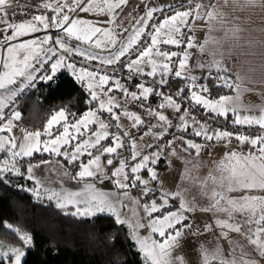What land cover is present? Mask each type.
Wrapping results in <instances>:
<instances>
[{
	"label": "snow or ice",
	"instance_id": "snow-or-ice-1",
	"mask_svg": "<svg viewBox=\"0 0 264 264\" xmlns=\"http://www.w3.org/2000/svg\"><path fill=\"white\" fill-rule=\"evenodd\" d=\"M13 3L14 0H0V25L4 26L0 29V49L5 53L3 58H0V68L3 69L0 72V133H11L14 121L21 119V113L16 110H12L9 115L5 114L9 103L27 88L34 86L37 79L45 83L52 82L62 69H66L74 77V82L87 89L89 97L87 103L98 107L89 108L75 122L69 121L71 112L61 107L47 120L43 133L25 132L23 142L19 145L15 137L0 136V152H5L8 156V159L0 163V181L7 183L8 175L35 181L37 186L27 190L39 201L40 181L35 180L33 169L50 161L42 160L35 165L29 163L25 171H21L22 161L18 158L32 157L36 153L54 154L63 157L65 163L74 164L79 168L72 179L84 181L87 178H95L103 182L104 178H108L121 192L113 194L110 198L108 193L99 191L94 184L88 183L83 192L51 191L47 199L54 200L55 207L66 216L85 220L107 213L114 217L116 225H126L144 264H185L184 257L174 256L173 252L181 246L180 240L186 231L192 235L197 234L192 233L191 222L186 215L197 210L212 213L216 217L214 225L220 230L219 237L229 245L227 255L218 243L211 251L202 244L198 245L201 264H256L255 260L249 258L248 250L238 241L231 239L229 233L239 234L252 246L255 253L264 258V103L241 104V94L249 91L243 87L246 77L236 75L233 78L231 70L227 67L233 56L239 61L241 56L255 55L252 51L254 48L264 47V28L246 27L250 16L244 18L239 15L253 8H259L260 12L264 13V0H179V7L172 4L154 6L148 4L147 0H140L143 15L129 14L128 22L133 25L131 33L123 24L118 25L124 33H129L120 40H117L118 34L106 26L108 23H115V20L104 21V26H96L87 19H73L68 13L76 16H79L80 12L97 11L114 14L115 10L127 5L129 0H103V7L99 5L98 0H71V4L56 0L55 7L50 2H44L37 6L45 10L50 9L55 15H32L30 20L19 24L10 23L7 18L8 9L13 8ZM15 7L23 10L20 4H16ZM154 13H160L161 19L149 23L154 21ZM260 19L264 21V15H261ZM197 20H203L208 25V35L199 45L194 36L189 35L193 30L191 25ZM42 29L62 30L64 35L55 39L52 35H45L42 38L12 43ZM254 32L261 35L254 36ZM65 37L87 44L89 48L82 50L79 46L70 47ZM142 38H146L148 43L138 47ZM161 45L170 47L165 51ZM171 47L180 48V51H173ZM193 47H198L201 54L212 57L207 66L209 69L212 67L216 69V76L214 80L209 76L210 82L207 84L189 74L188 49ZM92 49L108 50L109 55L99 56ZM133 52L136 58L129 59L125 65L122 58L131 56ZM73 55L83 57L86 61L99 60L102 65L111 66L119 63L132 75L142 74L141 65L146 64L151 68L146 75L156 77L159 74L160 78L154 79L152 86L137 82L133 87L138 89V93L129 92L120 80L113 79L106 73L100 74L99 71L89 70L87 67H77L76 63L70 60ZM155 57H159L162 62H158ZM196 67L204 68L205 63L200 62ZM170 75L188 83H184L183 87L177 84L173 94L163 95L157 89L172 86L168 78ZM110 82L114 87L106 88ZM248 82L254 83L250 80ZM215 87L227 88L234 91L235 95L218 94L217 98H209ZM114 90L121 91L133 101L140 102L141 107L147 108L149 116L162 122L161 127L165 128V135L167 128L175 126L168 116L144 103L151 96L162 97L163 103L158 107L172 108L176 114L181 113L182 105L173 99V96L194 102L208 113L203 124L193 118V123L199 125V130H195L194 135L201 137L205 145L191 139L179 138L184 146L183 151L189 158L179 156L176 149L172 148L174 141H168L167 144V147L172 148L169 155L181 159L185 165L180 179L189 182L187 187L178 184L175 192L165 190L159 195V201L153 198L150 203L141 204L139 199L131 200L127 192L129 187L143 185L142 194L146 196L153 191L149 187L150 181L162 183L150 165L158 162L165 149H161V145L157 144L155 149L160 150L154 149L150 154H143L142 151L136 150L134 140L130 144L126 143L129 132L122 130L120 117L114 111L122 105L114 96L109 95ZM241 110L248 113L258 110L259 115H241ZM105 113L108 114V122L101 118ZM123 115L132 121V128H139L144 124L141 117L135 113L124 111ZM188 115L187 111H184L183 115H178L182 131L188 130L189 126L185 119ZM217 118H223L225 122L231 123L233 129L216 127L209 132L210 122ZM111 121L116 122L115 128L118 131L109 132ZM54 126H60L62 132L53 139L42 140V135L53 136ZM152 127L155 125L149 122V132L142 133L141 138L145 134L151 135ZM240 128L258 130L241 132ZM155 139L159 140L162 137L156 136ZM232 139L242 146L239 151L227 147L223 158L213 162L206 176L193 175L194 172L198 173L201 167H206L198 157L207 143L216 141L228 146ZM70 144L71 148L68 147ZM244 145H247V148H244ZM126 147L132 149L131 160L135 163L129 165L127 158H120L114 163V158L122 156L121 150ZM148 147L152 145L149 144ZM17 148L18 151L15 150ZM85 154L89 157L87 162L78 163ZM102 157L105 158L103 162ZM129 167L130 174L125 171ZM145 170L148 179H143L139 175ZM192 187H197L199 196L207 199V206L198 207L196 197L189 198ZM120 196L142 209L148 217L147 224L136 222L139 217L137 208H129ZM69 206H72L71 211L67 210ZM121 208L128 211L122 215ZM162 210L164 212L162 216L153 215L161 213ZM0 227L7 228L16 237L14 242L0 239V264H25L28 249L34 247L33 236L13 228L10 223L0 222ZM144 227L150 229L147 236L139 234V229ZM212 229L213 224H205V232ZM153 234L158 238H153ZM92 235L95 236V233ZM110 239L114 241L116 237Z\"/></svg>",
	"mask_w": 264,
	"mask_h": 264
},
{
	"label": "trees",
	"instance_id": "trees-1",
	"mask_svg": "<svg viewBox=\"0 0 264 264\" xmlns=\"http://www.w3.org/2000/svg\"><path fill=\"white\" fill-rule=\"evenodd\" d=\"M50 30L59 33L57 29ZM177 84L183 87L184 81L172 82L171 88L176 89ZM231 92L227 88L215 87L209 98ZM88 99L84 86L74 82L67 72L60 71L52 82L35 81L34 86L27 88L14 101L17 102L15 110L21 113L19 122L30 131L41 132L47 126V120L61 107L68 109L71 112L69 117L73 118L94 107L87 103ZM18 159L22 161L21 171L29 163L48 159H58L67 165L62 157L47 153ZM163 162L158 161L156 166L162 167ZM69 169L74 176L76 173ZM146 173L145 170L140 175ZM7 181H0V222L10 223L33 236L34 247L28 249L25 264H144L128 229L116 225L112 216L96 215L85 220L66 216L48 199L38 201L27 190L34 188L30 180L8 175ZM110 237L116 239L113 241ZM0 239L14 242L16 237L7 228L0 227Z\"/></svg>",
	"mask_w": 264,
	"mask_h": 264
},
{
	"label": "crops",
	"instance_id": "crops-1",
	"mask_svg": "<svg viewBox=\"0 0 264 264\" xmlns=\"http://www.w3.org/2000/svg\"><path fill=\"white\" fill-rule=\"evenodd\" d=\"M168 1H178V0H147L148 4L154 5V6L161 4V2L165 3ZM44 2H50L53 4V7H55L56 0H14L13 4H20L21 6H30V7L43 9L42 7H38L37 5H42V3H44ZM135 2H140V0H129V3L127 5L123 6L122 9L115 10L114 14H109L107 12L100 13L98 11L97 12H89V13L80 12L79 16H76L75 14H73L71 12H69L68 14L73 19H76V18L87 19L96 26H104V21L115 20V23H108L106 26L109 29L113 30L115 33H117L118 34L117 40H120L122 37H125L129 33L132 32V31H130L132 24L128 22L129 14H131L133 16H135L137 14L143 15V12H141L143 5H141V4L137 5ZM61 3L71 4V0H61ZM98 3L101 7L104 6L103 0H98ZM49 11H50V15H55V13L52 12L50 9H49ZM66 11H67V9H66ZM239 15H241L244 18H247L250 16V20H249L248 24L246 25V27H248V28H264V21H261V19H260V16L264 15V13H261L259 8L250 9L249 11L239 13ZM21 22H24V21L23 20H16L14 22V24H19ZM120 24H123L125 27H127L129 29V33H124L122 31V28L118 26ZM137 27H139V26H137ZM192 29L193 30L191 32V35L194 36L197 45L203 43L205 40V37L208 35L207 23L203 20H197V21H195V23L192 24ZM58 31H59V33H55L52 30L45 31L42 29L38 33L29 35V36L21 38V39H17V40H15V42H12V43H16V42L21 43V42H23L24 39L42 38L45 35H52L53 39H55L57 36L64 35L63 32H60L61 30H58ZM253 35L254 36H260L261 34L259 32H254ZM65 39H66V43L70 47L79 46L82 50L89 48V45L83 44L82 42H78L75 39H68L66 37H65ZM71 41H74V43L71 44ZM92 51L95 52L96 54H98L99 56H108L109 55L108 50L92 49ZM188 51L190 53L189 62H188V70H189L190 75L195 76V77H199V75L203 71H216V69L214 67L209 69V67L207 66L208 62L212 59V57L210 55L201 54L198 47H193L191 49H188ZM252 51L255 52V55L241 56L239 58V61H237V58L235 56H233V58L227 64V67L231 70V73L233 74V78H235L236 75L246 77V81H245L243 87L249 89V91H245L241 94L240 103L243 105H258V104L264 103V47L258 46L256 48H254ZM81 58H83V57H81ZM155 59L158 62H162L159 57H155ZM217 59H219V57H217ZM97 62L100 63L99 60ZM200 62L205 63L204 68L196 67V65ZM141 67L143 68V72H148L151 70L150 66H148L146 64L141 65ZM60 71H65L70 76H72L66 69H62ZM157 78H160L159 74L157 75ZM248 80L254 81V83L248 82ZM184 83H188V81H184ZM230 95H235V92L232 91ZM128 98H130V97H127V99ZM102 99H106V98L102 97ZM115 100L121 105L124 103V100L116 99V98H115ZM126 104L131 106L130 101L127 102ZM126 104H124V105H126ZM124 105H122L121 110L120 109H114V110L118 111L117 113L119 114V117H120V120L122 123L130 124L131 121L128 120V118L123 115L124 111H127V108H128ZM96 106H98V105H94V107H96ZM171 109L172 108H159L156 111L160 112L161 114L168 116L169 113L171 112ZM240 114L241 115H246V114L259 115V112H258V110H254L251 113H248V112H244L243 110H241ZM82 115H83V113L74 119L75 120L79 119L82 117ZM136 115H139L141 117L142 121H144V122L146 121V117L144 115H142V114H136ZM231 117H232V114L230 113V119H231ZM155 122H156L157 126H160L162 124V122H159L158 119H156V118H155ZM43 131H41V133H43ZM25 132H33V131L22 132L19 126H16L13 124V128H12L11 133H5V134L0 133V136L9 135V136L15 137L16 142L19 145L20 143L23 142V135ZM61 132H62V130L59 131V133H61ZM55 136H53L51 139L55 138ZM41 139L44 140L42 136H41ZM68 147L71 148V144ZM227 147H231L232 149L239 151L242 146H240L237 141L234 144L231 143L228 146H225V144L219 142L218 144H215L210 148L209 153H211V155H214L215 157H220V160H221L223 158L225 151L227 150ZM243 147L247 148V145H244ZM172 148L183 150V148H181V147H172ZM172 148L167 147V144H166L161 149H172ZM15 150L18 151L19 148L15 149ZM157 150H160V149H157ZM209 153H207V154L202 153L201 155L210 156ZM47 154H50V153H47ZM51 155H54V154H51ZM48 161H50V163L40 164V167H34V169H33V175L35 177V180L40 181L41 199L42 198L47 199V196L51 194V191L83 192L85 185L88 183L94 184V186L97 190L108 193L110 198L113 197V194H119L121 192V190L116 189L114 187L112 181L108 178H104L103 182H101L100 179H95V178H87L84 181H77L75 179H72L73 174L71 173V170L68 168V165H65L62 161H60L58 159H48ZM158 161H164L162 164V167H168V162L165 161L162 157H160V159ZM157 163L154 166H156ZM36 164H38V163H36ZM208 166H209V168H211L213 165H207V167ZM24 171H25V169H24ZM160 172H161V167H160V170L157 172V174H159ZM204 173L207 174L208 170L205 169ZM141 177L143 179L145 177H146L145 179H148V174L147 173L145 175L141 174ZM30 181L34 184V188H35L37 186L35 184V181H33V180H30ZM149 184L151 185V181ZM153 185H154L153 187L159 191V189L156 187V181H154ZM44 189H47L48 191H44ZM127 192L129 194V197L131 198V200H133V201L137 200V198L134 194H132L128 190H127ZM159 193L161 194L162 192L159 191ZM120 199L124 203L128 204L129 208H132V207L137 208V212L139 213V217L137 218L136 222L147 224V221L144 218V215H143L144 213H143L142 209H140L136 205L130 203V201L128 199L124 198L123 196H120ZM51 202H53L55 204L54 200ZM68 209L72 210V206H69ZM120 211L123 215L125 212L128 211V209L121 208ZM187 214L189 215V221L191 222L192 233H197V230H200V227L202 226V224H206L207 221L210 224H213V228H215L214 219L216 217H214L212 213L206 214L207 219H205V218L203 219L201 217L200 213H198L197 211L187 213ZM98 215H109V214L104 213V214H98ZM129 215H130V213H129ZM125 227L128 229V227L126 225H125ZM128 232H129V229H128ZM149 232H150V229L147 227L139 229V234L141 236H147L149 234ZM129 236H130V234H129ZM195 238H196V235H192V234L188 233L184 238H181L180 245L183 246L185 243H190ZM133 243H134V241H133Z\"/></svg>",
	"mask_w": 264,
	"mask_h": 264
},
{
	"label": "built area",
	"instance_id": "built-area-1",
	"mask_svg": "<svg viewBox=\"0 0 264 264\" xmlns=\"http://www.w3.org/2000/svg\"><path fill=\"white\" fill-rule=\"evenodd\" d=\"M161 4L164 5H168V4H172L176 7H179V0L178 1H168V2H161ZM16 4H13V8L8 9V19L10 23H14L16 20H30L32 15H44L46 14V10L45 9H39V8H35V7H30V6H22L23 10H21V8H16L15 7ZM160 5V4H158ZM154 21H150L149 23H153L156 20L161 19V14L160 13H154ZM192 26V25H191ZM4 26L0 25V29H2ZM189 35H191V33H189ZM148 43V40L146 38H142V42L138 47H143L144 44ZM170 46H165V45H161L162 50H168ZM171 50L173 51H180V48L177 47H171ZM136 58V54L133 52L131 54V56H126L124 58H122L124 64L126 65L129 59H135ZM70 60L72 62H75L77 67H87L89 70H96L99 71L100 74H108L110 77H112L113 79H118L120 80V83L129 90V92L131 91H137L138 93V89L134 88L133 85H135L137 82L139 83H144L145 86H152L153 85V80L156 79L158 80L159 78L156 77H148L146 75L147 72H143L142 74H135L132 75L129 73L128 69L126 67H122L121 64L117 63L115 65H102L101 63L96 61H86L85 59L79 57V56H75L73 55ZM211 77L212 80L215 79L216 76V71H203L201 72V74L199 75L198 78H200V80H203L204 83H209V78ZM170 83H174L176 82L177 78H175L174 76L170 75L169 77ZM39 80V79H37ZM199 82V81H198ZM107 87H114V85L110 84ZM157 91H160L163 95H170L173 94L176 89H172L171 87H167V86H162L161 88L157 89ZM88 94V92H87ZM109 95L114 96L116 99H121L124 100V104H126L127 102H131V106L130 105H124L127 108L128 112L131 113H135V114H142L146 117V121L144 122L143 125H141L139 128H132V121L130 122V124H124L121 122V120H119V123L121 124L122 130L124 131H128L129 132V137L126 140L127 144H130L132 142V140L135 141L136 144V150L137 151H142L143 154H150L154 149H155V145L160 144L161 148L168 144V141H174L172 147H181L183 148L184 146L181 144V140L179 139L180 137H183L184 139H191L194 142L200 143L202 145H205V141L201 138V137H197L194 135V131L195 130H199V125L193 123V118L197 119L200 121L201 124L205 123L206 118L208 116V113L196 106L194 104V102H189L186 99H182V98H178L176 96H173V99L177 100L178 103H180L182 105V111L179 114L175 113L174 109H171V112L169 113L168 117L172 123V125H174L175 127H169L167 128V134L165 135V128L156 125L155 122V117H151L148 115V109L145 107H141L140 102L138 101H133L131 98H128V96H125L121 91H117L114 90L112 93H109ZM186 95V93H185ZM106 98V97H104ZM146 105H150L151 109L153 110H157L159 109L158 105L160 103H163V99L162 97H156V96H151L149 98L148 101L144 102ZM98 107V106H96ZM121 110V108H119ZM12 110H15V104L13 102L9 103V107L7 109H5V114L9 115L11 113ZM117 115H119L116 111ZM184 111H187L189 113V115L185 118L186 122L188 124V130L187 131H182L181 129V121L178 119V115H183ZM107 116L108 114L105 113L101 118L102 119H106L107 121ZM69 121L70 122H75V119L73 117H69ZM149 122H151V125H155V127L151 128V135H143V137L141 138L142 133H148L149 132ZM115 121H111V127L109 128V132H116L118 131L115 128ZM14 125L19 126L21 131H30L25 125H23L22 123H20L19 121H14ZM93 127H97L95 125H93ZM216 127H221V128H226V129H233V126L231 125V123L225 122L223 118H217V119H213L210 122L208 131L211 132L214 128ZM62 128L60 126H54L52 129L53 132V136L57 135L59 133V131H61ZM241 132H256L258 129L256 128H252V129H247V128H240L239 129ZM44 132V131H43ZM53 136L49 137V136H44L42 135L44 140H49L51 139ZM156 136H161L162 139H155ZM236 140L232 139L231 143H235ZM75 143V142H74ZM105 143H107V141H105ZM219 142L213 141L211 143H207L205 147H203L201 153H209L210 148L215 145L218 144ZM151 144L152 147H148V145ZM157 150V149H155ZM94 151V150H93ZM122 151V156H118L114 158V163L120 159V158H127L128 164L132 165L135 162L131 160V151L132 149L130 147H126L125 149L121 150ZM89 159V157L85 154L84 156L81 157L80 161L78 163H85L87 162V160ZM105 158L102 157V161H104ZM139 159V158H138ZM69 168H71L75 173H77L79 171V168L74 165V164H67ZM118 166V164H117ZM152 168L158 172L160 170L159 167L157 166H152ZM125 171L127 173L130 174V167L126 168ZM140 175V173H139ZM143 185H138L135 188L129 187V189H127L129 192H131L132 194H134L136 196L137 199L140 200L141 204L143 203H150L151 199L155 198L159 201V191L156 190L153 185L149 184V187L151 189H153L152 192L148 193V195H143L142 194V189H143ZM171 204V202H170ZM175 210V209H173ZM164 214L163 210L161 213H154L153 215H160L162 216ZM144 215L145 220L148 222V217ZM186 215H188L186 213ZM189 217V215H188ZM189 221H185V223H188ZM187 235V231L184 234V237ZM182 237V238H184ZM153 238H158L156 236V234H153Z\"/></svg>",
	"mask_w": 264,
	"mask_h": 264
},
{
	"label": "rangeland",
	"instance_id": "rangeland-1",
	"mask_svg": "<svg viewBox=\"0 0 264 264\" xmlns=\"http://www.w3.org/2000/svg\"><path fill=\"white\" fill-rule=\"evenodd\" d=\"M135 3L137 5H140V2H135ZM44 15H50V12H46V14ZM130 31H133V25L131 26ZM60 32L63 31L61 30ZM16 43H20V42H16ZM4 55H5L4 50L0 49V58H3ZM2 71L3 69L0 68V72ZM19 82L20 81H18V83ZM12 102L16 106L17 102L14 100ZM171 150L172 149H165L161 155V157L168 162V167H161V172L157 174L158 180L162 182V183L156 182V187L159 189L160 192H163L165 190L169 192H175L177 190L178 184H180L182 187H187L189 183L188 181H181L180 177L184 170L185 165L181 159H177L176 157L169 155ZM176 151L178 152L180 157L185 159L189 158L188 154L185 153L183 150L176 149ZM201 154L202 153H200L198 159L202 161L206 165V167H201L198 173L194 172L193 175H199L200 177H204L207 175L204 173V170L205 169L209 170V166L207 167V165H213V162L219 161L220 157H215L214 155L203 156ZM4 159H8L7 153L0 152V163H2ZM152 166L154 165H151V167ZM192 196L196 197V202L198 207L207 206V199L201 198L199 196L197 187H192L191 192L189 193V198H191ZM197 212L200 213L203 219L204 218L207 219L206 214L208 212H202L199 210H197ZM206 224H210V223L207 221ZM204 227L205 224H202L200 230H197L196 238L192 242L185 243L183 246L176 248L173 252V255L183 256L185 259V264H201L200 256L198 254V245L202 244L205 248L211 251L217 243L222 247L224 254L227 255L229 251V245L227 241L219 237L220 230L215 227L212 229V231L205 232ZM13 228L18 229V227H13ZM229 236L231 239L238 241L243 247H245L248 250L249 258L255 260L256 264H264V258H261L257 253L254 252L252 246L247 244L246 239H243L242 237L239 236V234H235V233H229Z\"/></svg>",
	"mask_w": 264,
	"mask_h": 264
}]
</instances>
